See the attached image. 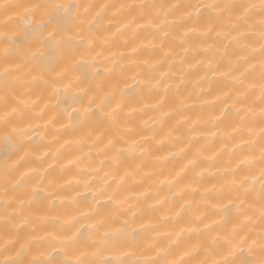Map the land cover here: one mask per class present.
Segmentation results:
<instances>
[{"label":"bare ground","instance_id":"obj_1","mask_svg":"<svg viewBox=\"0 0 264 264\" xmlns=\"http://www.w3.org/2000/svg\"><path fill=\"white\" fill-rule=\"evenodd\" d=\"M4 2L25 7L7 13L0 9V72L22 65L7 83L0 79V189L21 173L27 175L8 197H0V216L6 200L18 197L31 202L22 210L19 204L12 205L8 211L14 207L20 215L13 216L7 227L0 223V259L14 254L5 253L6 242L38 237L26 259L64 264L73 255L70 249L77 248L76 256L99 250L89 259L137 261L159 233L165 247L180 234L177 254L196 249L188 264H264L261 186L258 179L253 182L261 168L258 67L246 74V84L256 87L249 89L243 105L255 115L241 123L245 112L239 111L240 104L232 106L237 89L233 77L247 67L238 59L260 47L261 0ZM212 2L257 5L248 21L251 27L245 29L250 35L233 41L237 33L222 20L209 36L198 31L185 37L191 25L174 23L177 13L167 23L157 21L169 33L163 37L161 31L137 27L148 23L140 19L141 13L158 9L126 7ZM47 3L91 6L86 19L94 22L92 50L79 49L50 72L31 59H20L15 49L6 64L8 40L3 34L15 39L30 18L28 12L34 11L32 6ZM39 18L37 13L35 19ZM80 27L78 20L67 23L69 35H77ZM245 44L250 47L242 52ZM258 59L257 52L249 63ZM81 60L87 63L78 66ZM86 108L91 109L87 115ZM113 109L115 120L107 115ZM5 111L12 113L7 122ZM133 140L141 141L145 151L137 147L117 158V149L127 148ZM110 141L116 142L115 147L109 146ZM245 157H254L256 163L237 169ZM190 160L196 161L195 168L186 167ZM241 182L249 192L236 186ZM32 188L39 190L35 199L24 195ZM77 229V242L61 243ZM105 232L106 248L112 250L99 244Z\"/></svg>","mask_w":264,"mask_h":264},{"label":"snow or ice","instance_id":"obj_2","mask_svg":"<svg viewBox=\"0 0 264 264\" xmlns=\"http://www.w3.org/2000/svg\"><path fill=\"white\" fill-rule=\"evenodd\" d=\"M25 7L20 4H9L0 0V9H3L5 13L9 10L18 9ZM84 7V12H80V8ZM91 6H83L80 4H38L33 5L32 9L34 11H29V19H27L23 26L21 27L20 34H18L15 39L9 37L7 33L3 34V38L8 40V45L4 49V62L8 63L9 52L15 49L18 57L25 62L29 59L33 61L35 65L40 67L43 71L50 72L54 70V67L68 55L77 54L79 49H84L87 52H90L94 46L93 43V28L94 22L92 20H87L89 14V9ZM106 7V6H105ZM125 7V6H121ZM129 9L139 7L141 9L149 10H159V11H149L146 13H141L140 19H147L148 23L145 25H137V27H147L152 28L157 31H161L163 37L169 35L168 32L162 31L161 26L157 21L164 20L167 23V18L169 16H175L179 13V20L173 21L174 23H181L187 25L190 22V27L184 33L185 37L189 36L191 33L200 32L202 36H209L216 28V25L219 21L226 20L231 26L232 31L236 32V36H232L231 39L236 41L238 39L246 38L250 33L245 31V29L250 28L248 24L250 16L253 10L257 7L255 4L247 3H198V4H169V5H127ZM260 14L264 17V0H261L259 4ZM42 10V11H41ZM39 14V19H35V16ZM97 17L100 16V13L96 14ZM78 20L80 24V29L77 32V35H69L67 23L69 21L76 22ZM136 18H133V23H135ZM261 30L259 32L258 39L260 41L259 49L252 48V55H243L239 57L238 64L243 66L247 65L244 68V71L240 73L239 76L233 77L234 83L237 85L236 96L234 98L233 107L235 104H240L241 108L239 111L245 112V115L241 117V123H247L250 116H254L255 113L251 108H244V101L249 95V89H254L256 86L247 85L246 74L250 72H255L257 67L259 68V100L261 103V108L259 111V123L261 125L260 131L258 133L259 143H260V156L259 162L261 164L260 175L258 178H253V182L256 179L259 180L261 191L259 194V214L262 221H264V18L260 20ZM125 27H128L127 25ZM203 29V31H200ZM228 35H231L229 33ZM183 42V41H182ZM163 47V45H161ZM250 45L245 44L241 46V51H246ZM35 49V50H33ZM207 51V49H205ZM258 52L259 59L255 63H249L250 60H256V53ZM169 55V53H165ZM86 61L81 60L78 62V66L81 64H86ZM211 62H209L210 64ZM22 65L17 64L15 69L11 67H5L2 72H0V79H3L7 83L8 78L10 77L13 71H20ZM231 73H229L230 75ZM14 79H19L14 78ZM5 108H7V99L4 101ZM15 112V109L12 110ZM91 109H84L85 115H87ZM12 113L5 111L3 119L5 122L8 121ZM109 119H116V110L113 109L111 113L107 114ZM132 129H126L127 133L132 132ZM251 134V130H249ZM123 139V138H121ZM148 138L145 137L144 140ZM246 144L248 142H245ZM116 142L110 141V147H115ZM252 144H255V141H252ZM137 147L143 152L145 151L143 144L139 140H133L128 144L127 148H118L117 149V158L119 155L124 152H132ZM251 151V149H250ZM256 160L254 157H245L243 161L237 164V169H239L244 164L254 165ZM196 161L190 160L186 167L195 168ZM9 168L6 165L4 171L5 181L8 180ZM228 171H234L231 169H226ZM26 173H21L20 178L15 180L11 185L3 187L0 189V197H8L10 192L14 191L17 187L21 186L26 178ZM178 177L180 174H177ZM200 176H203V172L200 173ZM235 179L233 184H235ZM239 188H242L245 193L249 192L250 189L244 188L243 182L239 185H236ZM25 197L31 195L32 199H35L39 195V190L37 188H32L30 193L25 191ZM30 200H22L18 197H13L11 201L6 200L4 204V213L0 216V223L7 227L12 223V218L15 215H20L17 212L16 208H12V211L9 212L8 209L14 204H19L20 209L22 210L27 203H30ZM75 222V218L74 221ZM83 225H81V228ZM94 227L90 225L89 228ZM183 232V230H181ZM80 229H77L75 233L71 236L65 237L64 241H61L62 244L72 245L79 240ZM170 234L165 233L164 236L167 238ZM104 239L99 241L101 248L104 250H112L106 248L109 243L108 237L109 233L105 232L103 234ZM180 234H177L176 240H168V245L165 247L160 242V234H157L156 242L148 244L142 252L144 253L143 259L137 261H127L121 257H114L112 259H89L88 256L91 255L96 257L100 254L99 250L96 253H87L81 252L79 256H76L75 253L79 251L77 248H72L70 251L73 253L68 259L64 261V264H188V258L196 251L193 249L192 252L183 251L182 254H177L176 245L179 242ZM40 238L33 237L31 239L25 238L23 241L13 240L11 242H6L4 245L5 253H14L13 255H7L4 259H0V264H51L50 259H26V254L32 249L33 244L37 243ZM19 243V247H16V244ZM123 255H128L124 253ZM204 264H207L205 261Z\"/></svg>","mask_w":264,"mask_h":264}]
</instances>
